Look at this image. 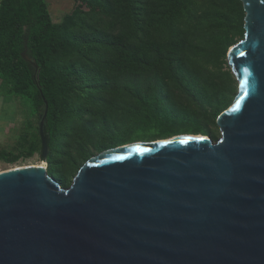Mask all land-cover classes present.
Segmentation results:
<instances>
[{
    "label": "water",
    "instance_id": "95a60500",
    "mask_svg": "<svg viewBox=\"0 0 264 264\" xmlns=\"http://www.w3.org/2000/svg\"><path fill=\"white\" fill-rule=\"evenodd\" d=\"M240 2L243 38L226 55L239 88L219 138L106 149L68 187L44 165L0 171V264H264V0Z\"/></svg>",
    "mask_w": 264,
    "mask_h": 264
},
{
    "label": "trees",
    "instance_id": "16d2710c",
    "mask_svg": "<svg viewBox=\"0 0 264 264\" xmlns=\"http://www.w3.org/2000/svg\"><path fill=\"white\" fill-rule=\"evenodd\" d=\"M220 1L216 6L214 0H90L88 8L112 19L117 31L84 22L77 30L63 27L66 43L59 46L78 61L56 66L49 54L57 47L58 27L44 0H0V75L10 78L15 91L29 93L35 108L47 102V162L55 165L50 173L60 186L64 181L53 154L76 166L121 145L125 136L168 133L169 126L181 124L184 110L171 91L225 107L222 94H211L200 82L203 61L226 52L240 34L231 18L233 9L242 7L240 0H229L231 6ZM23 51L37 70L22 58ZM66 105L74 106L73 123L64 129ZM190 125L200 130L199 123ZM18 158L0 150V161Z\"/></svg>",
    "mask_w": 264,
    "mask_h": 264
},
{
    "label": "rangeland",
    "instance_id": "374dc122",
    "mask_svg": "<svg viewBox=\"0 0 264 264\" xmlns=\"http://www.w3.org/2000/svg\"><path fill=\"white\" fill-rule=\"evenodd\" d=\"M214 1L212 5L216 6L221 2L220 0ZM44 2L46 3L52 22L58 27L57 47L49 54L53 65H77L78 59L76 55L62 48L66 43L62 32L63 27H67L69 30H77L78 23L84 22L98 28H106L113 32L117 31L112 19L95 13L88 8L87 3L90 0H44ZM227 3L231 6L229 0H227ZM231 18L236 31L240 32V34H236L235 36L234 40L236 43L243 38L244 11L241 6L238 7V10L233 9ZM59 44H63V46H59ZM226 55L227 51L223 53L221 51L218 52V55L214 59L204 60L200 69L202 73L200 82L207 84L212 90L211 94H222L226 103L224 108L216 109L215 107H211L204 99H196L184 93L171 91L170 94L174 102L178 105L180 104L184 110L182 114L179 113L181 124L169 126L168 133H161L162 131L156 129L139 134L138 137L133 139L125 136L121 145L154 143L178 135H204L209 137L213 142L216 141L220 136L219 128L216 125L217 119L232 104L238 94L239 88L238 81L228 65ZM73 107V105H66V111L61 115V127L64 129H67V126L73 123V115L69 111ZM42 111L43 106L35 108L29 93L15 91L10 78L0 75V150H3L10 156L19 154V158L13 163L0 161V171L21 166L40 165L42 160H44L46 173L52 180L57 182V175L54 173L56 172V167L55 165H51L50 168L47 162V156L50 151L49 144L45 159H41L39 154L38 123ZM190 122L199 123L200 130L194 131ZM29 148H32L33 151L30 155H26ZM96 154L98 153H94L92 156ZM88 159L78 160L75 164L76 166L68 167L64 158L55 154L52 155V162L60 165L59 175L63 177L64 181L61 187H68L70 185L79 170L78 168ZM67 167L68 169H66ZM50 169L54 172L50 173Z\"/></svg>",
    "mask_w": 264,
    "mask_h": 264
},
{
    "label": "bare ground",
    "instance_id": "6f19581e",
    "mask_svg": "<svg viewBox=\"0 0 264 264\" xmlns=\"http://www.w3.org/2000/svg\"><path fill=\"white\" fill-rule=\"evenodd\" d=\"M40 165H44L45 166V161L44 160H42V162H41V164Z\"/></svg>",
    "mask_w": 264,
    "mask_h": 264
}]
</instances>
